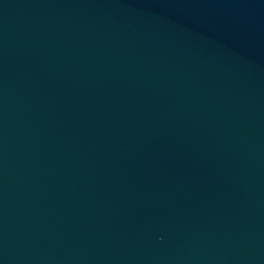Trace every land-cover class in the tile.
<instances>
[{
    "label": "water",
    "instance_id": "water-1",
    "mask_svg": "<svg viewBox=\"0 0 264 264\" xmlns=\"http://www.w3.org/2000/svg\"><path fill=\"white\" fill-rule=\"evenodd\" d=\"M0 264H264V0H0Z\"/></svg>",
    "mask_w": 264,
    "mask_h": 264
}]
</instances>
